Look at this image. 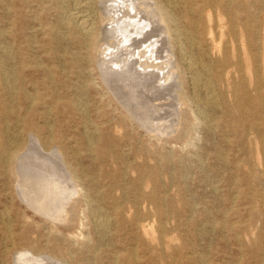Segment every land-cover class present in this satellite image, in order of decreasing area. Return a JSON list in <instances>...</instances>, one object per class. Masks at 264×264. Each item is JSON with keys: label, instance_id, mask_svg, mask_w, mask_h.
Here are the masks:
<instances>
[{"label": "rangeland", "instance_id": "374dc122", "mask_svg": "<svg viewBox=\"0 0 264 264\" xmlns=\"http://www.w3.org/2000/svg\"><path fill=\"white\" fill-rule=\"evenodd\" d=\"M250 1L253 8L249 12L252 20L248 28L259 31V36L254 37L255 44L249 36L243 39L251 50V57L254 56L251 65L257 68L261 64L258 55L264 48V0ZM184 2L176 0V12H185ZM201 3L202 0H197L198 5ZM224 3L228 12L229 0ZM38 4H35V10L39 11L44 23L49 2L42 0ZM192 8L190 14L197 20L201 18L198 9ZM246 9L241 7L239 23H236L239 36L233 38L229 34L222 43L223 49L229 52L225 54L232 56L234 62L239 58L241 35L246 32ZM12 11V0L0 1L2 31L9 30L8 18ZM227 19L231 18L228 16ZM144 20L147 23L148 18L144 17ZM181 21V30L185 32L188 23L183 18ZM7 35L0 37V46H9ZM247 35H250L249 31ZM188 40L186 37L179 40L175 53L180 59L182 47L188 60L196 62L192 72L186 73L185 86L189 93H195V109L199 108L204 115L193 122L187 139L184 133L193 116L185 107L180 109L183 120L179 128L161 142L150 139L137 125L130 126L121 115L123 109L119 102L102 87L98 68L95 64L92 68L90 64L93 63L89 61L84 65L90 72L73 81L74 85L67 90L69 97L80 104L83 113L67 119L58 110L65 102L56 106L50 97L45 103L39 101L36 104L47 115L44 119L35 117L34 123L42 125L46 121L48 126H53L57 138L63 135L68 138L66 142L70 147L67 151L75 169L83 176L84 189L89 193L93 210L90 212L86 207L83 196L76 195L68 206L65 219L54 223L21 202L14 190L15 179L0 166V264H12L13 261L14 249L5 251L10 242L2 235V230L7 227L14 233L18 249L35 248L43 254L56 256L59 255L53 249H61L68 253V261L73 264H114V257L119 252L118 264H264V151L257 145L264 136V118L254 113L250 121L240 126L231 123L240 115L233 110L237 90L242 99H253L261 94L260 100L264 101V89L261 93L256 91V73L250 75L232 65L231 69H226L230 73L225 74L223 70L229 64L218 62L225 55L209 50L201 56L197 46L190 47L191 39ZM34 42L37 49L34 53L42 57L41 62L49 65L46 51L51 45L43 30H37ZM120 43L125 46L121 48L122 61L126 59L123 55L129 54L131 49L126 47L125 39ZM144 44L145 49L151 42ZM62 48L59 50L63 51ZM144 49H139V53ZM132 53V58L139 55L135 51ZM257 53L260 54L255 56ZM165 56L166 53L159 56L158 61H165ZM112 60L116 62V59ZM196 72L200 81L193 87L192 78L196 77ZM65 74L68 80L70 76ZM60 77L63 80L62 73ZM56 91L60 94L63 90L57 87ZM17 105H8L6 120L0 124L8 125L10 134L23 128L26 121L24 106L20 109ZM255 107L253 104V112ZM261 109L259 107L258 111ZM17 112L20 121L16 120ZM109 118L111 122L103 125L102 122ZM253 120L256 126L251 130ZM115 123L120 126L118 131L114 130ZM27 131L24 129L17 135L29 140ZM90 141L93 146L89 145ZM98 146L103 150L99 151ZM56 154L62 157L59 152ZM116 202H123L124 210L125 203L127 208L134 203L136 215L128 217L127 210L117 215L113 207ZM98 214L108 219L107 233L92 222ZM134 218L157 230L156 240L143 235L135 227ZM78 233L81 235L77 236Z\"/></svg>", "mask_w": 264, "mask_h": 264}, {"label": "bare ground", "instance_id": "6f19581e", "mask_svg": "<svg viewBox=\"0 0 264 264\" xmlns=\"http://www.w3.org/2000/svg\"><path fill=\"white\" fill-rule=\"evenodd\" d=\"M40 1L42 0H12L13 11L8 18L9 30L0 29V37L8 34L7 39L10 40L9 46H0V124H4L6 120L10 103H18L20 109L24 106L26 119L24 127L19 128L18 132L13 131L12 134L9 133L8 125L0 126V166H4L7 173L15 179L14 190L21 202L54 223L65 219L68 206L76 195L83 196L90 212L93 209L90 208L89 193L84 189L83 176L81 177L75 169L72 157L67 151L70 147L66 142L68 138H65V135L57 138L52 125L48 126L46 121L42 125L36 124L33 119H44L47 115L36 107V104L39 101L45 103L48 97L53 99L56 106L65 102L58 110L62 111L61 114H65L67 119L83 113L80 104L75 98L69 97L67 90L74 85L73 81L90 72V68L84 65L86 61L93 63L90 64L92 68L94 64L98 68L102 87L121 105L123 119L130 122V126L137 125L146 136L158 142L171 136L179 128L180 121L183 120L180 109L187 108L193 116L184 133L185 139L190 136L193 122L200 120L204 115L202 110L195 109V93H189L188 87L185 86L186 73L192 72L196 62L188 60L189 57H186V51L184 52L182 47L179 49L183 51L180 59L175 53L176 43L183 37L191 39L190 47L197 46L201 56L206 55L209 50L225 55L226 57L218 61L220 65L229 64L225 65V74L230 73L226 69H231L232 65L234 69L245 70L250 75L252 72L256 73L254 87L259 93L264 89V48L261 55H255L261 56V64L255 69L251 65L254 56L251 57V50H248L243 39L244 36H249L251 43L255 44L254 37L259 36V31L254 32L248 28L252 20L249 12L253 8L250 0H229L228 12L225 9L226 0H202L200 5L197 0H184L186 10L181 13L175 11L176 0H45L49 2V7L44 23L39 11L35 10V4L39 6ZM193 6L198 9L201 17L198 20L190 14ZM241 7L248 10L245 20L247 27L246 32L241 35L239 58L234 62L232 56L225 54L229 52L223 49L222 43L229 34L233 38L239 36L236 23H239ZM228 16L231 19L228 20ZM144 17L148 18L147 23ZM181 18L188 23L185 32L181 30ZM231 22L234 23L233 26ZM40 29L44 31L48 44L51 45L46 51L49 65L41 62L42 57L34 53V38ZM248 31L250 35H247ZM122 39H125L126 47L131 50L129 54L123 55L126 59L120 61V53L125 47L120 45ZM149 40L151 45L144 49V43ZM61 46L63 51L59 50ZM141 48L144 50L139 53ZM133 51L137 55L139 53L138 57H131ZM165 53V61H158L159 56L162 57ZM112 59H116V62H112ZM66 72L70 76L68 80ZM61 73L63 80L59 78ZM198 76L196 72V77L192 78L193 87L200 81ZM84 85L87 86V83ZM231 85L232 80L229 81V86ZM57 87L63 90L60 94L56 91ZM238 91L233 110L238 111L240 115L231 120L232 125L240 126L250 121L249 118L254 113H258L263 119L264 101L260 100L261 94L253 99H242ZM253 104L256 106L254 112L251 109ZM257 106L262 109L258 111ZM66 110L68 112H65ZM29 118L32 119L29 121ZM16 120L20 121L18 112ZM111 120L109 118L102 123L104 125ZM254 120L251 121V130L256 126ZM24 129L28 130L29 140L26 141L17 135ZM119 129L120 126L115 123L114 130ZM89 143L90 146L94 145L92 141ZM257 145L264 151L263 135ZM98 149L103 150L100 146ZM177 156L176 154L175 157ZM121 189L120 187L119 190ZM113 207L117 215L126 213V210L128 217L136 215L134 203L128 208L125 203V210L123 202H116ZM96 212L99 213V210L96 209ZM95 216L92 222L107 233L108 219L99 214ZM134 221L135 227L142 231L143 235L156 240L157 230L140 219L134 218ZM80 224L83 226L82 221ZM2 235L10 242V247L6 246L5 251L14 249L12 264H73L68 261V253L61 249H53L59 256L43 254L40 249L35 248L18 249L10 227L3 229ZM119 257L120 252L115 255L114 264L119 263Z\"/></svg>", "mask_w": 264, "mask_h": 264}]
</instances>
